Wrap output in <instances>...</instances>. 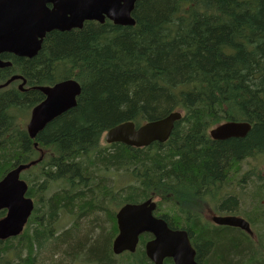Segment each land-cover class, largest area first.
<instances>
[{
  "label": "trees",
  "instance_id": "obj_1",
  "mask_svg": "<svg viewBox=\"0 0 264 264\" xmlns=\"http://www.w3.org/2000/svg\"><path fill=\"white\" fill-rule=\"evenodd\" d=\"M132 16L134 27L53 31L32 59L2 55L12 66L0 70V84L16 75L26 84L0 89V180L45 154L22 173L34 211L18 238L0 241V264H152L150 235L134 254L112 251L117 209L147 199L171 228L187 231L199 263L264 264L248 237L203 216L205 196L245 187L251 173L240 175L242 162L264 155V0H138ZM68 79L81 85L77 106L31 139L27 119L45 98L38 88ZM172 112L183 118L164 144L103 143L121 123ZM229 121L252 129L212 140L208 131ZM237 205L228 198L222 207ZM259 209L250 218L263 223Z\"/></svg>",
  "mask_w": 264,
  "mask_h": 264
},
{
  "label": "water",
  "instance_id": "obj_2",
  "mask_svg": "<svg viewBox=\"0 0 264 264\" xmlns=\"http://www.w3.org/2000/svg\"><path fill=\"white\" fill-rule=\"evenodd\" d=\"M138 0H0V55L14 54L32 58L39 52L47 32L65 31L81 27L86 19L103 22V15L116 25L134 26L132 13ZM54 4L51 11L47 4ZM68 15L70 17H68ZM0 58V69L11 66ZM21 79L12 77L8 82ZM23 84L20 88H23ZM2 86H0L1 88ZM46 99L36 106L31 114L28 132L31 138L37 135L55 118L76 106L80 85L68 80L53 87H39ZM181 113H170L164 118L150 121L139 128L133 122H126L111 128L105 139L108 143H123L142 148L154 142L164 143L172 135ZM251 131L246 123L229 122L211 131L214 140L244 139ZM31 164L20 165L10 171L0 181V210L6 216L0 219V240L19 236L31 216L34 204L26 196L28 185L20 178L21 172ZM156 203L151 199L138 204H127L116 214L119 233L113 241V252L134 253L142 234L149 233L154 238L145 245L147 258L154 264H164L172 259L174 264H198L195 250L186 231L173 230L167 222L154 215ZM221 225L249 230L247 223L238 218H216Z\"/></svg>",
  "mask_w": 264,
  "mask_h": 264
},
{
  "label": "flooded vegetation",
  "instance_id": "obj_3",
  "mask_svg": "<svg viewBox=\"0 0 264 264\" xmlns=\"http://www.w3.org/2000/svg\"><path fill=\"white\" fill-rule=\"evenodd\" d=\"M47 7L48 8H50V9H52L53 8V5L52 4H49V5H47ZM91 21H93V22H88V23H86V25L87 24H89V23H94V21L95 20H91ZM95 22H97V21H95ZM97 23H99V22H97ZM97 23H95V24H97ZM106 23H111L110 22V20L107 18V17H104V23H101V24H106ZM85 24V23H84ZM85 25V26H86ZM223 205V204H222ZM222 205H221V209H220V213H222V215H229V214H226V213H230V212H232V211H235L236 212V210H234V209H232V208H229V209H226V207H222ZM238 206V205H237ZM253 208L251 207V210H252ZM213 215L215 216V215H219V214H215V213H213ZM207 217L208 218H210V216L209 215H207ZM213 217V216H212ZM261 219L262 220H264V215H262L261 216ZM226 228H228V227H226ZM228 229H234V228H228ZM234 230H236V229H234ZM237 231H239V230H237ZM240 233H242V231H239ZM243 234V233H242ZM261 240H262V238H261ZM262 254V253H261ZM261 254L259 255L260 256V258H261V260H263L264 261V256H261ZM259 262V261H258ZM201 263V262H200ZM202 264H205V261H202Z\"/></svg>",
  "mask_w": 264,
  "mask_h": 264
},
{
  "label": "rangeland",
  "instance_id": "obj_4",
  "mask_svg": "<svg viewBox=\"0 0 264 264\" xmlns=\"http://www.w3.org/2000/svg\"><path fill=\"white\" fill-rule=\"evenodd\" d=\"M29 119V118H28ZM28 119H27V122H28ZM250 162H251V160H250ZM255 173L256 172H252V175H255ZM237 174V173H236ZM236 176V175H235ZM256 179V178H255ZM255 194H256V191H255ZM264 198V197H263ZM255 204V203H254ZM263 206H264V202H263ZM257 210V208H253L252 210H250V213L251 212H257L256 211ZM259 214H260V212H259ZM260 219V218H259ZM261 220V219H260ZM254 222H255V220H254ZM256 223V222H255ZM60 225H62V226H64V228L65 227H68L69 225H70V221H65V220H62L61 221V223H60ZM263 236V235H262ZM262 241H263V243H264V236L262 237ZM119 257V256H118ZM121 257V256H120ZM259 258H260V256H259ZM250 259V258H249ZM119 260V261H118ZM117 261H116V263H119V262H121V261H123V259L122 258H119ZM89 260H86L85 261V263H87V264H89ZM82 264V263H81Z\"/></svg>",
  "mask_w": 264,
  "mask_h": 264
},
{
  "label": "bare ground",
  "instance_id": "obj_5",
  "mask_svg": "<svg viewBox=\"0 0 264 264\" xmlns=\"http://www.w3.org/2000/svg\"><path fill=\"white\" fill-rule=\"evenodd\" d=\"M79 96H80V94H79ZM79 96H78V97H79ZM68 111H69V110H68ZM54 120H55V119H54ZM50 123H51V122H50Z\"/></svg>",
  "mask_w": 264,
  "mask_h": 264
}]
</instances>
